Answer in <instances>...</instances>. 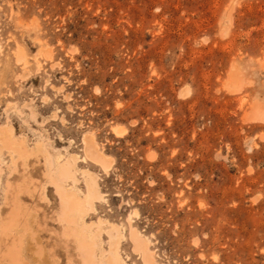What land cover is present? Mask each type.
Returning <instances> with one entry per match:
<instances>
[{"label":"rangeland","instance_id":"1","mask_svg":"<svg viewBox=\"0 0 264 264\" xmlns=\"http://www.w3.org/2000/svg\"><path fill=\"white\" fill-rule=\"evenodd\" d=\"M0 44V220L11 180L18 264H108L99 219L125 227L127 264H145L133 230L157 264H264V0H0ZM86 133L113 161L78 162L79 195L84 169L103 193L82 217L48 152L82 154Z\"/></svg>","mask_w":264,"mask_h":264},{"label":"bare ground","instance_id":"2","mask_svg":"<svg viewBox=\"0 0 264 264\" xmlns=\"http://www.w3.org/2000/svg\"><path fill=\"white\" fill-rule=\"evenodd\" d=\"M1 46V44H0ZM17 60L18 62H21L23 65H26L29 61L27 60V55L25 54L24 50L22 48L19 49L17 52ZM123 126V125H122ZM116 133L120 135V133L123 132V127H116L115 128ZM6 132V130L4 131ZM10 135L4 134L1 132V137L3 141V145L8 148H13L16 151L20 153V155H23L25 152V149L16 147L12 144V141L10 140ZM50 159H51V165L53 169V173L55 174L54 177V184L56 186V190L58 191L60 197L65 201L66 203V212H74L78 215L84 216L86 210H87V204L92 205L95 199H101L103 197V193L100 191L98 187V175L94 172H92L89 169H84L82 172L88 176L87 179V192L85 193L84 197L80 196L79 192L80 189L76 187V173L80 170V167L78 166L79 161L88 162L91 161L93 163H96L100 165L105 171L109 170V167L111 165L112 158L109 157L102 149V147L99 145L95 137L90 134L86 133L83 137V153L79 154H53L51 152H48ZM54 166V168H53ZM72 181L74 183L73 186L70 188L66 187V182ZM74 187V189H73ZM15 185L10 180L8 183V190H7V204L9 207H7L5 210H3L1 215H3V218L0 220V250L3 251L0 253L2 256L5 254L9 260L12 261L14 264L19 263V255L17 250L16 244H10L8 246L7 250H4V246L8 245L9 242L5 244L7 241L8 236V226L9 224H13L16 222V220L22 215L19 205L16 203L15 199ZM19 203V202H18ZM6 210H8V213L5 214ZM137 211L132 212V214H136ZM68 215V213H66ZM129 217L130 221L133 220V216ZM22 217V216H21ZM21 219V218H20ZM7 222V223H6ZM104 220L99 219V221L96 224V228L93 229L92 225L89 226V236L92 238L93 242L98 239L104 232H107L111 238V254L107 258L108 264H127L122 259L121 254L119 252V244L121 242L122 237H124V230L125 227L122 226V228H118L114 224H111L110 229H106L104 227ZM131 238L135 244V249L141 252L144 263L145 264H157L155 260V256L153 252L150 249V238H144L142 233L138 230H133L131 232ZM11 242V241H10ZM13 243V241H12ZM7 247V246H6ZM4 248V249H3ZM105 250L102 251V260ZM93 254V253H91ZM0 255V256H1ZM88 259L90 264H98L96 259Z\"/></svg>","mask_w":264,"mask_h":264}]
</instances>
